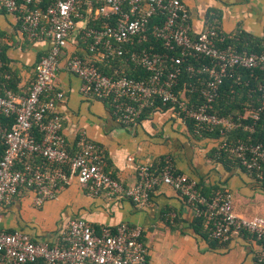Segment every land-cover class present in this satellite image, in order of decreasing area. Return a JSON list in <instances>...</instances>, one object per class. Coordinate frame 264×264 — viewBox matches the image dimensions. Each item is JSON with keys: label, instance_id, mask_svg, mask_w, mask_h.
<instances>
[{"label": "built area", "instance_id": "1", "mask_svg": "<svg viewBox=\"0 0 264 264\" xmlns=\"http://www.w3.org/2000/svg\"><path fill=\"white\" fill-rule=\"evenodd\" d=\"M0 9L18 16L26 38L49 42L36 64L29 90L23 94L8 88L10 74L3 69L0 57V115L13 116L8 128L0 120V264H153L147 260V248L137 225L122 222L96 231L85 219L72 218L61 244L36 242L24 231L1 228L4 206L20 189L32 190L33 202L40 206L55 196L66 178L65 170L86 185L91 195L106 192L137 205L147 204L154 189L160 183L167 184L194 208L196 216L204 217L209 237L217 243H226L242 233L262 242L256 261L264 263V218L236 215L228 190L223 188L207 196L198 180L175 173L171 163L160 169L138 165L136 182L126 186L106 170L102 147L95 141L80 136L77 149L70 150L62 134L64 117L56 109L64 94L55 86L60 60L77 20L85 15L93 22L100 18L99 24H84L77 32L87 51L100 61L125 57L147 75L137 79L121 68L104 74L91 61L70 54L65 68L81 79L82 94L106 101L122 125L136 124L146 110L167 107L183 119L193 120L198 129L217 130L224 136L226 130L239 126L247 129L242 119H258L261 109L246 111L237 119L217 115L211 107L219 86L236 69L264 72V53L221 46L225 35L214 27L194 34L182 0H0ZM149 36L161 39L165 51L135 47ZM185 57L208 60L188 68L198 74L202 85V100L196 105L190 104L184 90H175ZM259 89L264 92V76ZM218 149L230 152L242 166L256 170L257 177L262 178L264 142L229 145L223 141Z\"/></svg>", "mask_w": 264, "mask_h": 264}, {"label": "crops", "instance_id": "2", "mask_svg": "<svg viewBox=\"0 0 264 264\" xmlns=\"http://www.w3.org/2000/svg\"><path fill=\"white\" fill-rule=\"evenodd\" d=\"M190 15L193 33L218 26L224 35L245 33L264 39V0H182ZM89 18V19H87ZM93 23L89 16L77 20L60 60L55 86L64 98L56 104L63 115L62 134L75 151L80 136L98 143L106 159V170L126 186L137 180L138 165L169 161L174 170L199 181L202 188H224L231 193L232 211L241 217L264 218L261 183L239 168H227L211 157L221 138L194 135L180 114L167 108L150 111L133 125L114 118L109 104L80 92L81 79L65 68V59L77 54L100 61L79 40L78 30ZM0 46L12 75L14 92H27L35 67L47 50L46 40H30L20 30L16 14L0 9ZM104 62V61H103ZM34 192L22 188L4 206L1 228L21 230L36 242L61 244L68 221L83 218L93 228H114L119 223L141 227L147 260L153 264H260L256 254L263 243L248 233L219 244L196 233L194 208L171 186L160 183L145 205L106 192L91 195L75 176L67 175L52 199L36 206Z\"/></svg>", "mask_w": 264, "mask_h": 264}, {"label": "trees", "instance_id": "3", "mask_svg": "<svg viewBox=\"0 0 264 264\" xmlns=\"http://www.w3.org/2000/svg\"><path fill=\"white\" fill-rule=\"evenodd\" d=\"M155 21H159V18H157ZM99 22L100 18L96 19V22H94V24L87 23V25L93 26L95 25V23L99 24ZM214 28L221 33L218 26L214 25ZM220 45H231L235 47L237 51L254 52L258 54L264 53V39L261 40L250 35H245V33L238 34V37L237 34H234L233 36L225 35V41ZM135 47H137V49H139L140 47H151L153 48L152 50L155 51H165L163 41L161 39H157L151 36H149V39L147 41H144L139 46L135 45ZM171 53L173 54L174 52ZM0 57L3 61V69L10 74L8 68L6 67V59L2 48L0 51ZM91 63L98 67V69L104 74H111L114 68H121L129 76L137 79L145 77L147 75V71H145L141 67L136 66L131 61L127 60L125 57H115L109 61L104 62L91 61ZM202 63H208V60L201 58L197 59L193 57H185L184 62L180 66L181 71L178 76L177 85L175 87L176 91H185V95L190 98V104L192 105H196L201 102L202 85L198 79V74H196L194 71H190L188 68L189 66L197 67ZM236 76H238V78ZM263 76L264 72L259 69H255L253 70V72L248 69H236L233 73V76H227L223 79L222 84L219 86L217 96L212 103V112L220 116L230 117L231 119H237L238 117L244 116L246 111H252L254 109L260 108L261 111L259 112L258 119H255L254 121L250 117L242 119V124L244 126H248L247 129H244L243 126H239L231 130H226L223 136L219 135L217 130L198 129L193 120H191L190 118H185L187 125L190 128V131L194 135L221 138L220 144L223 141H225L229 145L235 144L237 142H264V92L259 89V86L260 84H262L263 81ZM8 88L12 91H15L13 89L11 74L10 79L8 81ZM148 113L149 110L144 111V113L140 117V120ZM0 120L3 122L4 126L8 128L13 122V116L0 115ZM32 132L36 133V130L33 129ZM2 152L3 145L0 144V156ZM211 157L219 162H222L227 168L239 167L245 170L254 179L261 183V188L264 190V164L260 170L262 178L259 179L256 175V170L249 171L247 168L240 164L239 160L233 154L228 151H224L223 149H218V147H216L212 150ZM167 163L170 162L162 158L160 162L151 165V168L160 169ZM174 171L175 173H179L176 170ZM64 173L66 176L68 175L67 170H65ZM201 189L205 195L210 196L214 192L220 189L222 190L223 188H213L211 190H206L205 188L201 187ZM204 222V217H196L193 225L196 233L204 235ZM95 230L99 231V228H95Z\"/></svg>", "mask_w": 264, "mask_h": 264}]
</instances>
